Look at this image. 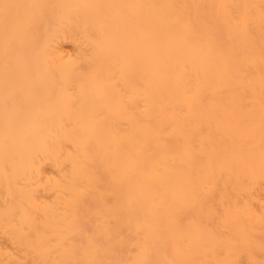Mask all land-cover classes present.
Masks as SVG:
<instances>
[{
  "label": "bare ground",
  "instance_id": "obj_1",
  "mask_svg": "<svg viewBox=\"0 0 264 264\" xmlns=\"http://www.w3.org/2000/svg\"><path fill=\"white\" fill-rule=\"evenodd\" d=\"M0 264H264V0H0Z\"/></svg>",
  "mask_w": 264,
  "mask_h": 264
},
{
  "label": "rangeland",
  "instance_id": "obj_2",
  "mask_svg": "<svg viewBox=\"0 0 264 264\" xmlns=\"http://www.w3.org/2000/svg\"><path fill=\"white\" fill-rule=\"evenodd\" d=\"M91 230H92V229H91V226H90V228H87V231H88V232H91Z\"/></svg>",
  "mask_w": 264,
  "mask_h": 264
}]
</instances>
